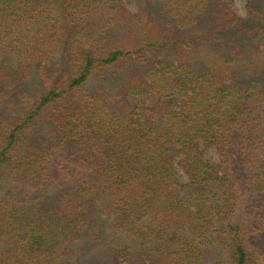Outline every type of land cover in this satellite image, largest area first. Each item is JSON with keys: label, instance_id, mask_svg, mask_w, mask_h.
<instances>
[{"label": "trees", "instance_id": "obj_1", "mask_svg": "<svg viewBox=\"0 0 264 264\" xmlns=\"http://www.w3.org/2000/svg\"><path fill=\"white\" fill-rule=\"evenodd\" d=\"M87 261L264 264V0H0V264Z\"/></svg>", "mask_w": 264, "mask_h": 264}, {"label": "rangeland", "instance_id": "obj_2", "mask_svg": "<svg viewBox=\"0 0 264 264\" xmlns=\"http://www.w3.org/2000/svg\"><path fill=\"white\" fill-rule=\"evenodd\" d=\"M231 3H232V6H233V9L235 10V12L238 15L244 17V15H245V0H231ZM124 6H126L130 10H134L135 9V7H134V5L132 3H124ZM201 148H202V151H203V156L205 158H207L209 160H212V161H217V153H216L215 149L212 146L201 147ZM8 249H10V248H8ZM8 249L6 248V249H3V250H5V252H6ZM65 249H67L68 252L70 250H72V249H74L75 251L77 250L75 246H74V248H73V246H70V247L65 248ZM97 254H98V257H100V251L97 252ZM75 257H77V256L74 255V256L71 257L72 258V262H73V260H75ZM84 264H93V263L91 261H87ZM98 264H100V263L98 262Z\"/></svg>", "mask_w": 264, "mask_h": 264}]
</instances>
